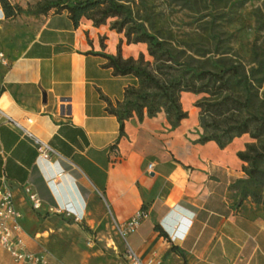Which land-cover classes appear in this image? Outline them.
<instances>
[{"label": "crops", "instance_id": "crops-1", "mask_svg": "<svg viewBox=\"0 0 264 264\" xmlns=\"http://www.w3.org/2000/svg\"><path fill=\"white\" fill-rule=\"evenodd\" d=\"M109 33L84 18L74 26L63 11L45 16L15 57L0 46L9 61L0 66V187L13 192L26 249L45 250L53 264H128L127 246L158 264H264V205L240 201L233 188L245 179L237 153L249 138L223 149L198 143L202 130L186 110L176 128L162 112L134 114L120 136L108 107L133 78L116 74L102 54L115 57L121 41V57L135 58L143 44L116 34L102 40ZM8 121L47 145L51 160L39 159ZM25 189L40 209L32 210ZM65 204L78 221L57 212ZM139 211L145 218L123 239L116 226ZM0 264H12L1 249Z\"/></svg>", "mask_w": 264, "mask_h": 264}, {"label": "trees", "instance_id": "trees-1", "mask_svg": "<svg viewBox=\"0 0 264 264\" xmlns=\"http://www.w3.org/2000/svg\"><path fill=\"white\" fill-rule=\"evenodd\" d=\"M50 3L41 11L43 14L51 8H56L55 14L66 11L74 26L82 18L96 27L107 18L123 17V22H114L111 29L123 33L127 44L146 45L151 61H146L141 53L137 59H123L119 46L115 57L102 54L116 74L133 78L121 102L108 107L119 122L120 136L124 121L134 114L141 120L144 112L150 118L162 112L171 128H176L188 117L180 102L181 94H203L194 104L199 110L198 124L202 130L198 143L212 141L223 149L235 138L249 135L252 142L237 153L245 179L233 188L240 201L248 198L264 205L260 190L264 188V5L254 15L255 31L262 40L253 42L248 60L244 61L219 42H212L209 48H195L153 34L139 18L133 17L128 5L116 0H52ZM42 5L43 2H38L34 7ZM95 11L100 18L93 16ZM211 54L219 57L215 59ZM245 184L254 188L247 190ZM156 229L168 239L160 228ZM172 249L183 257L176 247Z\"/></svg>", "mask_w": 264, "mask_h": 264}, {"label": "rangeland", "instance_id": "rangeland-1", "mask_svg": "<svg viewBox=\"0 0 264 264\" xmlns=\"http://www.w3.org/2000/svg\"><path fill=\"white\" fill-rule=\"evenodd\" d=\"M51 1L0 0V46L9 57H15L24 49L45 16L56 13V8H51L45 14L41 12L47 4H51ZM116 1L128 5L133 12V17L139 18V22H142L151 33L159 34L183 45L209 48L212 42H219L231 49L230 54L247 61L253 42L257 39L262 40V36L259 38L255 31L254 15L255 10L264 5V0ZM38 2H43V5L35 8ZM93 16L96 19L100 18L97 11L93 13ZM114 22H123V17H110L103 24L96 26L105 27L111 32L102 40L108 39L109 43H112L118 35V38H122L127 44L123 33H117L111 29ZM118 46H121V41ZM131 52L130 48L124 49L125 55ZM137 52L135 59L141 53L146 61H151L147 55L146 45L137 46ZM211 55L215 59L219 57L216 54ZM203 97V94H181L180 102L183 110L190 112L191 117L198 119L199 110L194 104ZM246 136L249 142H252L249 135ZM244 188L252 190L254 187L245 184ZM260 190L264 194V188ZM125 250L126 247L124 251L122 248L121 253L126 255Z\"/></svg>", "mask_w": 264, "mask_h": 264}, {"label": "built area", "instance_id": "built-area-1", "mask_svg": "<svg viewBox=\"0 0 264 264\" xmlns=\"http://www.w3.org/2000/svg\"><path fill=\"white\" fill-rule=\"evenodd\" d=\"M9 61L6 54L0 48V66H8ZM0 111V116H1ZM10 122V121H8ZM30 124L32 121L27 119ZM15 128L19 129L25 137L30 139L36 147L38 158L44 161L51 160L52 150L40 142L31 133L22 128L15 122H10ZM153 164H148V173L153 172ZM27 198L31 204L32 210L36 211L41 207V201L35 192L25 189ZM58 213L67 217H72L74 221H78V216L73 206L65 204ZM145 214L142 211L137 212L129 220L121 225L116 226L118 234L124 239L127 235L134 233L140 226ZM21 215L14 206V196L11 189L4 182L0 187V249L3 250L11 259L12 264H53L48 259V253L45 250L37 252L28 251L23 238V231L20 225ZM128 264H158V259L149 258L141 259L130 247L125 250Z\"/></svg>", "mask_w": 264, "mask_h": 264}]
</instances>
